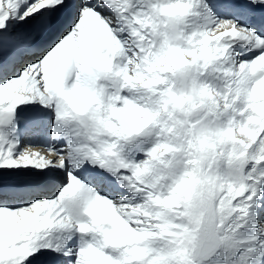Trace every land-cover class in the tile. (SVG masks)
<instances>
[{
	"label": "snow or ice",
	"instance_id": "obj_1",
	"mask_svg": "<svg viewBox=\"0 0 264 264\" xmlns=\"http://www.w3.org/2000/svg\"><path fill=\"white\" fill-rule=\"evenodd\" d=\"M0 264H264V0H0Z\"/></svg>",
	"mask_w": 264,
	"mask_h": 264
},
{
	"label": "bare ground",
	"instance_id": "obj_2",
	"mask_svg": "<svg viewBox=\"0 0 264 264\" xmlns=\"http://www.w3.org/2000/svg\"><path fill=\"white\" fill-rule=\"evenodd\" d=\"M33 150L40 152L41 155H46V149L42 145L35 147Z\"/></svg>",
	"mask_w": 264,
	"mask_h": 264
}]
</instances>
